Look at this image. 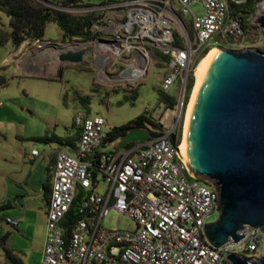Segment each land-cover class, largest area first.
Instances as JSON below:
<instances>
[{
  "label": "built area",
  "instance_id": "built-area-1",
  "mask_svg": "<svg viewBox=\"0 0 264 264\" xmlns=\"http://www.w3.org/2000/svg\"><path fill=\"white\" fill-rule=\"evenodd\" d=\"M60 1L45 0L52 9L76 11L59 6ZM196 2L203 7L200 16L189 9ZM104 10L108 16L100 17L96 25L106 23L115 37L110 42L123 45L108 56L130 55L133 50L120 78L128 66L144 74L152 57L148 48L157 50L168 60L160 89L167 92L179 83V113L187 78L200 55L244 35L228 0H100L77 11ZM188 14L189 21L183 18ZM120 36L125 37L124 44L118 42ZM129 39L139 41V46ZM73 123L79 129L75 151L59 149L54 155L41 264H229L228 255L263 257L264 234L257 229L245 227L238 244L229 240L218 249L204 237L205 218L216 212L218 194L190 173L179 154L176 125L164 129L158 138L106 152L101 150L108 133L104 118L81 110ZM94 161L96 169L91 166ZM102 187L101 194L97 190ZM80 191L81 217L67 233L64 220ZM110 210L128 216L135 227L102 228L101 221ZM5 222L13 229L18 225L11 219Z\"/></svg>",
  "mask_w": 264,
  "mask_h": 264
},
{
  "label": "rangeland",
  "instance_id": "rangeland-1",
  "mask_svg": "<svg viewBox=\"0 0 264 264\" xmlns=\"http://www.w3.org/2000/svg\"><path fill=\"white\" fill-rule=\"evenodd\" d=\"M99 2L100 0H83L84 4L89 5H97ZM261 4H264V0L257 3L254 13L246 20L243 37L237 41H230L227 45L224 44L220 49L264 51V31L254 23L258 16L264 14V10L260 9ZM189 9L196 16L204 12L198 2L191 4ZM98 12L103 17L108 16L106 10ZM183 18L189 21L191 15H184ZM0 25L8 29V19L2 13H0ZM92 30L100 35L85 45L78 41H63L58 26L48 23L41 41L23 43L25 49L34 46L43 53L56 54L64 49L85 50L86 56L81 65L66 64L58 73L52 75L26 76L18 73L11 64L6 66L1 63V60L14 50L11 44L0 48V67H2L0 76L5 82L3 87L0 86V148L12 149L20 145L26 148L25 145H30L27 147V153L31 149L42 153L47 145L33 141L28 144L22 143L20 137L43 136L45 133L63 137L67 133H73L77 129L73 124V118L78 111L84 110L77 100L79 97L89 98L90 116L104 118L108 131L113 127L134 122L143 115L160 125L162 132L176 125V133L181 142L186 108L195 85V70L192 73L193 87L187 104L182 106L179 113L177 109L180 103L179 83H175L167 92L160 89L163 77L168 71V67L161 59L149 58L142 76L134 78L131 75L127 79H121V74L133 56V50L130 55L125 52L119 57L109 54L108 59L100 66L98 59L102 55L100 56L98 51L99 40L114 41L115 37L106 23L94 25ZM125 40V37L120 36L118 42L124 44ZM128 42L135 47L140 44L133 39H129ZM164 98L175 100L172 109L165 106ZM184 101L185 98L182 103ZM119 143L120 140L107 142L101 150L113 151L118 148ZM49 146L58 147L57 144ZM97 192L102 194L104 188H99ZM217 218L218 214L215 212L205 218V223H212ZM101 226L110 230H132L135 224L125 214L110 210L102 219ZM262 237L264 244V235ZM241 255L247 258L252 256L250 253ZM2 259L3 253L0 248V261Z\"/></svg>",
  "mask_w": 264,
  "mask_h": 264
},
{
  "label": "water",
  "instance_id": "water-1",
  "mask_svg": "<svg viewBox=\"0 0 264 264\" xmlns=\"http://www.w3.org/2000/svg\"><path fill=\"white\" fill-rule=\"evenodd\" d=\"M254 23L264 31V14ZM110 43L99 40L100 45ZM85 56L84 49H64L56 59L81 65ZM124 131L120 149L163 135L140 120ZM187 149L190 173L210 183L218 194V218L202 228L208 243L216 249L229 240L238 244L245 227L264 234V51L218 49L194 96ZM226 259L229 264H264V256L228 255Z\"/></svg>",
  "mask_w": 264,
  "mask_h": 264
},
{
  "label": "crops",
  "instance_id": "crops-1",
  "mask_svg": "<svg viewBox=\"0 0 264 264\" xmlns=\"http://www.w3.org/2000/svg\"><path fill=\"white\" fill-rule=\"evenodd\" d=\"M58 53H43L34 46L25 49L22 44L1 60V63L6 66L11 64L15 71L26 76L52 75L58 73L64 65L70 64L59 62L56 59ZM0 86L4 85L0 83ZM78 132L77 128L73 133L59 137L63 144L55 142L45 144L48 147L42 153L36 149H31L27 153V147L30 145H25L26 148L21 145L12 149L0 148V238L6 237V241L0 247L3 253L0 264H11L3 249L21 264H41L46 239V212L54 171V155L59 149L74 152ZM43 136L20 137V142L27 144L31 143L30 141L37 142L32 139ZM47 136L51 137L53 134ZM50 144H57L58 147H51ZM34 150L38 152L37 156L31 155ZM6 219L17 221V227L11 228L6 224Z\"/></svg>",
  "mask_w": 264,
  "mask_h": 264
},
{
  "label": "trees",
  "instance_id": "trees-1",
  "mask_svg": "<svg viewBox=\"0 0 264 264\" xmlns=\"http://www.w3.org/2000/svg\"><path fill=\"white\" fill-rule=\"evenodd\" d=\"M45 2V0H42ZM260 0H246L243 3H234L228 0L229 10L231 15L240 20L243 34L246 30V20L254 13L255 7ZM59 6L68 10L76 11H59L52 9L37 0H0V13L4 14L8 19V29H4L0 25V48L11 44L14 49H17L26 41L38 42L41 41L44 36L45 27L48 23H54L58 26L62 33V40L68 41H78L81 43H89L99 37L100 33L94 32L92 30L93 26L96 25L97 20L102 17L101 13L98 11L83 12L77 11L82 8H86L89 4H84L83 0H61L58 3ZM152 52V59H161L163 63L168 67V60L160 52L153 48H148ZM208 53L204 51L200 57L199 61ZM168 71L165 73L164 77L167 75ZM163 77V78H164ZM1 85H5L4 80L0 77ZM193 87V76L190 74L186 81L185 87V101L184 105L187 104L189 94ZM165 106L168 109H172L175 100H169L167 98L163 99ZM78 102L84 109L87 115L89 114V98L79 97ZM145 116H140L137 120H144ZM153 131L162 133L161 126L153 121H149ZM133 122L120 126L113 127L107 133V137L102 147L107 143L114 140H120L125 135V128L131 125ZM79 139V132L77 133ZM34 141L49 144V143H59L61 139L56 136H43L41 138L32 139ZM179 142V141H178ZM135 143L128 144L125 148L133 146ZM117 148L113 151L119 150ZM92 168L96 169L98 164L97 161L91 163ZM203 182L209 188H211L206 182ZM81 191L75 196L69 212L66 215L65 229L69 233L75 223L80 219V205H81ZM6 241V237L0 238V247L3 246ZM6 252L7 259L11 264H21L18 260L14 259Z\"/></svg>",
  "mask_w": 264,
  "mask_h": 264
},
{
  "label": "bare ground",
  "instance_id": "bare-ground-1",
  "mask_svg": "<svg viewBox=\"0 0 264 264\" xmlns=\"http://www.w3.org/2000/svg\"><path fill=\"white\" fill-rule=\"evenodd\" d=\"M260 9L264 10V4L260 5ZM99 47L100 48H98V51L100 53V56L101 55L102 56L98 59V64L100 66H102L108 57V52L109 51L116 52L119 48L123 47V45L116 44V43H110V44H106L103 46L100 45ZM217 51H218V49H211L210 51H208V53L199 61V63L196 66V69H195V85H194V88L192 90V94L190 96V100H189V103H188L187 108H186L184 125H183L182 140H181L180 145H179V154H180L181 158L183 159V161L186 163L189 171H190V166H189L188 149H187V128H188V121H189V116H190V112H191V107L193 104L194 96H195V93L197 91L199 82L202 78V75H203L205 69L207 68L208 64L212 60V58L217 53ZM100 74L102 75V71H100ZM142 74H143V71L138 72L137 70L132 69L131 66H128L126 73L121 78L127 79L131 75H133V77L135 78V77H140ZM133 77H132V79H133Z\"/></svg>",
  "mask_w": 264,
  "mask_h": 264
},
{
  "label": "flooded vegetation",
  "instance_id": "flooded-vegetation-1",
  "mask_svg": "<svg viewBox=\"0 0 264 264\" xmlns=\"http://www.w3.org/2000/svg\"><path fill=\"white\" fill-rule=\"evenodd\" d=\"M149 121H150L149 117H146V119L142 120V122H143L147 127H149L150 129H152ZM207 184H208L212 189H214V187H213L210 183H207Z\"/></svg>",
  "mask_w": 264,
  "mask_h": 264
}]
</instances>
